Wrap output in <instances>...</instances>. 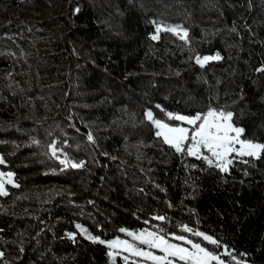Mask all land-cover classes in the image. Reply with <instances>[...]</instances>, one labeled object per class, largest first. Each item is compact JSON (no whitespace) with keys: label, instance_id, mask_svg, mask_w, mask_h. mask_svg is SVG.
I'll list each match as a JSON object with an SVG mask.
<instances>
[{"label":"trees","instance_id":"16d2710c","mask_svg":"<svg viewBox=\"0 0 264 264\" xmlns=\"http://www.w3.org/2000/svg\"><path fill=\"white\" fill-rule=\"evenodd\" d=\"M262 67L264 0H0V157L19 185L0 196V264H109L77 223L103 239L187 225L264 264V156L223 173L145 115L226 108L264 143ZM52 141L84 166L61 165Z\"/></svg>","mask_w":264,"mask_h":264},{"label":"snow or ice","instance_id":"6c2138e0","mask_svg":"<svg viewBox=\"0 0 264 264\" xmlns=\"http://www.w3.org/2000/svg\"><path fill=\"white\" fill-rule=\"evenodd\" d=\"M155 24L156 22L153 21ZM162 26L156 24V31L150 35L152 40L159 39ZM164 31L175 33L181 40H186L188 32L180 28L164 27ZM222 57L217 52L214 56H196V64L204 67L210 61L221 60ZM257 71H264V67ZM146 119L152 122L157 131L155 135L162 138L163 143L175 150L176 153H183L189 157L206 161L209 167L219 169L223 173H229L234 160L239 159L242 163H249L244 158L259 160L264 156V143L252 139L242 138L245 133L243 127H238L234 123V112L226 108L209 107L204 112H197L194 115L173 114L167 112V119L178 121V124H170L154 118L153 112L148 110ZM89 141H93L92 135L87 136ZM35 142V141H34ZM66 143V142H65ZM51 156L59 160L65 168H81L84 162H72L63 149L57 147V141L50 144ZM63 156V158H61ZM5 164L3 157H0V165ZM247 174V173H245ZM6 184L13 182L12 172L0 171V196H6ZM155 219L163 222L166 217L158 216ZM76 228L87 239L105 244L109 249L108 256L115 261L116 256H121L124 264H245L237 256L233 255L226 246H222L220 241L204 232L193 230L184 225L181 231L190 235L167 233L163 228L145 229L138 232L120 229L131 239H121L119 237L105 242L92 236L87 229L77 224ZM78 233H67V236L75 241ZM190 236L200 238L201 242L194 241ZM202 242L215 245L217 248L223 247V253L210 251L202 246ZM230 257L225 261L222 256ZM243 255V254H242ZM3 253L0 252V257Z\"/></svg>","mask_w":264,"mask_h":264},{"label":"rangeland","instance_id":"374dc122","mask_svg":"<svg viewBox=\"0 0 264 264\" xmlns=\"http://www.w3.org/2000/svg\"><path fill=\"white\" fill-rule=\"evenodd\" d=\"M175 34V33H174ZM178 36V35H177ZM179 37V36H178ZM215 54H207V55H202V56H200V57H203V56H214ZM211 62V61H210ZM173 114H182V113H173ZM183 115H187V114H183ZM156 119H159V118H156ZM159 120H161V121H163V122H166V123H170V124H178V123H180V122H178V121H171V120H168L167 119V115H166V117L165 118H162V119H159ZM153 126L155 127V125L153 124ZM238 127H240V126H238ZM155 130L157 131V129H156V127H155ZM198 160H200V161H202L204 164H206L207 165V163H206V161H204V160H202V159H198ZM0 171H2V172H5V173H7V172H12V171H10V170H7L5 167H3V166H1L0 165ZM13 173V172H12ZM13 182H14V173H13ZM15 183V182H14ZM10 186H13L12 184H6V191H8V189H9V187ZM77 224H79V223H77ZM77 224H75V225H77ZM79 225H81V224H79ZM82 226V225H81ZM83 228H85V229H87L86 227H84V226H82ZM159 228V226H157V225H155V226H148V227H144V228H142V229H126V230H128V231H134V232H138V231H141V230H145V229H149V230H153L154 228ZM77 229V228H76ZM195 230H198V231H201V232H204V231H202V230H200V229H195ZM194 230V231H195ZM77 231L79 232V230L77 229ZM88 231V230H87ZM89 232V231H88ZM92 236H95V237H97L99 240H104L105 242H107V241H111V240H113V239H115V238H117V237H119V238H121V239H131L130 237H127V235H126V233H122L121 231H120V233L118 234V235H115L114 237H112V238H110V239H103V238H101L100 236H98V235H95V234H93V233H91V232H89ZM205 234H207L206 232H204ZM83 237H85L82 233H80ZM176 234H179V233H176ZM180 234H183V235H190V234H188V233H180ZM209 235V234H208ZM86 238V237H85ZM190 238H192L194 241H197V242H201V240H200V238H198V237H195V236H190ZM87 239V238H86ZM105 246H106V243L104 244ZM202 246H205V247H207L210 251H213V252H216V253H223V251H224V249H223V247H221V248H217L215 245H211V244H208L207 242H202ZM222 246H225V245H223L222 244ZM107 247V246H106ZM227 247V246H226ZM228 248V247H227ZM228 250L233 254V252H232V250L230 249V248H228ZM108 252H109V249H108V247H107V254H108ZM234 255V254H233ZM222 258L225 260V261H228L229 259H230V257L229 256H227V255H224V256H222ZM238 258V257H237ZM108 259H109V264H117L119 261H121L122 262V264H124V261H123V259H122V257L121 256H116L115 257V261H113V259L111 258V257H109L108 256ZM239 259V258H238ZM232 264H235V262L233 261L232 262ZM245 264H248L247 262H245Z\"/></svg>","mask_w":264,"mask_h":264}]
</instances>
